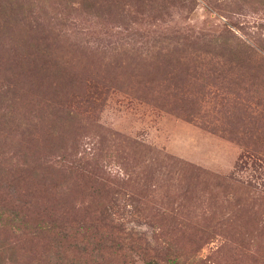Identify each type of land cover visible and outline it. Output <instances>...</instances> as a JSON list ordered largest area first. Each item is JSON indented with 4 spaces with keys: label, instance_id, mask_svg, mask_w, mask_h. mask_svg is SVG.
<instances>
[{
    "label": "rangeland",
    "instance_id": "374dc122",
    "mask_svg": "<svg viewBox=\"0 0 264 264\" xmlns=\"http://www.w3.org/2000/svg\"><path fill=\"white\" fill-rule=\"evenodd\" d=\"M0 207L5 264H264V0H0Z\"/></svg>",
    "mask_w": 264,
    "mask_h": 264
},
{
    "label": "trees",
    "instance_id": "16d2710c",
    "mask_svg": "<svg viewBox=\"0 0 264 264\" xmlns=\"http://www.w3.org/2000/svg\"><path fill=\"white\" fill-rule=\"evenodd\" d=\"M6 212L0 207V213ZM13 215L12 213H10ZM1 216V215H0ZM6 215L5 217H7ZM38 216L32 217L31 221L28 222L27 225H30L31 223L38 221L39 218H36ZM15 224H19L21 222V217L18 218L12 217ZM4 221V220H3ZM2 221V227H5V223ZM45 227V226H44ZM44 227H38L36 231L39 233L42 232ZM55 241L53 239L50 240V250L48 248L47 252L44 255H48L49 251L50 253L53 251V257H52V264H94L98 263L100 260L96 259V257L106 256V253L115 254L117 258L123 261L126 260L127 253L123 250V246L120 247H110L109 249H106L108 244L110 245L111 242H113V239L110 238L108 235H93L91 233V237L95 236L97 239L95 240L94 244L92 242L86 243L85 245L81 246L80 249H77L75 247H67L63 241V238L58 237L57 235H54ZM52 237V236H51ZM59 238V240H57ZM3 237H0V250H2V254H0V264H5L6 260L9 259V262L13 261V258H10L11 255V249L10 247H4ZM101 246H104L103 248ZM3 248V249H2ZM103 249V250H102ZM107 250V251H106ZM106 251V252H105ZM105 252V253H104ZM49 253V254H50ZM48 257V256H47ZM97 260V261H96ZM125 262L123 264H125Z\"/></svg>",
    "mask_w": 264,
    "mask_h": 264
}]
</instances>
